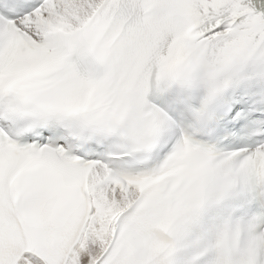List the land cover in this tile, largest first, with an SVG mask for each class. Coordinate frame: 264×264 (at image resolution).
<instances>
[{
  "label": "snow or ice",
  "instance_id": "1",
  "mask_svg": "<svg viewBox=\"0 0 264 264\" xmlns=\"http://www.w3.org/2000/svg\"><path fill=\"white\" fill-rule=\"evenodd\" d=\"M0 264H264V0H0Z\"/></svg>",
  "mask_w": 264,
  "mask_h": 264
}]
</instances>
